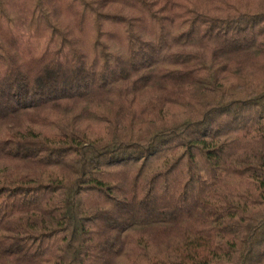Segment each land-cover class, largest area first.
<instances>
[{
    "label": "trees",
    "instance_id": "16d2710c",
    "mask_svg": "<svg viewBox=\"0 0 264 264\" xmlns=\"http://www.w3.org/2000/svg\"><path fill=\"white\" fill-rule=\"evenodd\" d=\"M0 264H264V0H0Z\"/></svg>",
    "mask_w": 264,
    "mask_h": 264
},
{
    "label": "rangeland",
    "instance_id": "374dc122",
    "mask_svg": "<svg viewBox=\"0 0 264 264\" xmlns=\"http://www.w3.org/2000/svg\"><path fill=\"white\" fill-rule=\"evenodd\" d=\"M176 107L177 106H172V107H170V110H172L173 112H176V111H178ZM103 129H104V127H103Z\"/></svg>",
    "mask_w": 264,
    "mask_h": 264
}]
</instances>
